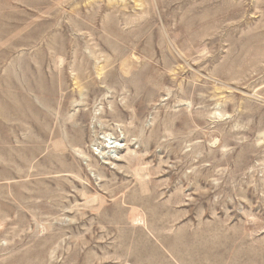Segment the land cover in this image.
<instances>
[{
  "label": "rangeland",
  "instance_id": "obj_1",
  "mask_svg": "<svg viewBox=\"0 0 264 264\" xmlns=\"http://www.w3.org/2000/svg\"><path fill=\"white\" fill-rule=\"evenodd\" d=\"M260 253L264 0H0V264Z\"/></svg>",
  "mask_w": 264,
  "mask_h": 264
},
{
  "label": "bare ground",
  "instance_id": "obj_2",
  "mask_svg": "<svg viewBox=\"0 0 264 264\" xmlns=\"http://www.w3.org/2000/svg\"><path fill=\"white\" fill-rule=\"evenodd\" d=\"M91 6V5H90ZM237 6V5H236ZM113 8V7H112ZM80 16V15H79ZM191 16V15H190ZM185 18V17H184ZM76 19V18H75ZM162 19V18H161ZM77 20V19H76ZM109 28V27H108ZM138 31V30H137ZM139 33V32H138ZM112 35V34H111ZM114 36V35H113ZM260 37V36H259ZM130 38V37H129ZM110 39V38H109ZM102 40V39H101ZM247 41V40H246ZM103 42V41H102ZM124 42V41H123ZM125 43V42H124ZM108 45V44H107ZM120 45H121V43H120ZM254 45V44H253ZM105 46V45H104ZM108 47V46H107ZM106 48V47H105ZM110 48V47H109ZM112 48V47H111ZM132 50V49H131ZM117 51V50H116ZM120 51V50H119ZM258 51V50H257ZM178 241V240H177ZM243 242V241H242ZM243 244V243H242ZM186 248V247H185ZM206 250V249H205ZM203 251V250H202ZM178 252V251H177ZM253 252V251H252ZM187 253V252H186ZM245 253V252H244ZM256 253V252H255ZM258 253V252H257ZM254 254V253H253ZM261 254V253H260ZM259 254V255H260ZM190 255V254H189ZM235 255V254H234ZM247 255H248V253H247ZM246 254H245V256H247ZM258 255V254H257ZM262 256L261 257H263L264 255L263 254H261ZM192 256V255H191ZM207 256V255H206ZM252 256V255H251ZM244 257V256H243ZM254 257H256L255 255H254ZM259 257V256H258ZM261 257H260V260H261ZM254 259V258H253ZM263 259H264V257H263ZM191 260V259H190ZM254 260H256V259H254ZM251 261H253V260H251ZM219 262V261H218ZM249 262V261H248ZM258 262V261H257ZM256 262V263H257ZM194 263H196V262H194ZM223 264V263H222ZM253 264H255L254 262H253ZM262 264H264V262H262Z\"/></svg>",
  "mask_w": 264,
  "mask_h": 264
}]
</instances>
